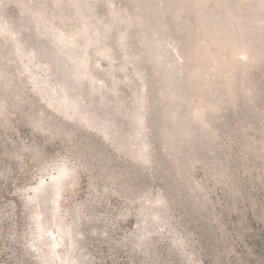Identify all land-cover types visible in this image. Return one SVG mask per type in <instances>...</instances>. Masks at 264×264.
<instances>
[{
    "label": "rangeland",
    "instance_id": "rangeland-1",
    "mask_svg": "<svg viewBox=\"0 0 264 264\" xmlns=\"http://www.w3.org/2000/svg\"><path fill=\"white\" fill-rule=\"evenodd\" d=\"M0 264H264V0H0Z\"/></svg>",
    "mask_w": 264,
    "mask_h": 264
},
{
    "label": "trees",
    "instance_id": "trees-1",
    "mask_svg": "<svg viewBox=\"0 0 264 264\" xmlns=\"http://www.w3.org/2000/svg\"><path fill=\"white\" fill-rule=\"evenodd\" d=\"M196 161H199V160H196ZM177 178H179V176H176ZM123 219L125 218V216L124 217H122Z\"/></svg>",
    "mask_w": 264,
    "mask_h": 264
}]
</instances>
